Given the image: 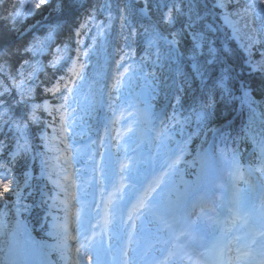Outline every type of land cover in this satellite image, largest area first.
<instances>
[{"label":"trees","instance_id":"1","mask_svg":"<svg viewBox=\"0 0 264 264\" xmlns=\"http://www.w3.org/2000/svg\"><path fill=\"white\" fill-rule=\"evenodd\" d=\"M38 2L39 0L32 1L31 6ZM56 2L57 0H50V6L44 5L40 9H34L28 16L14 15L21 8L27 12L28 6L25 2L23 3V0H5L0 6V36H3L0 44L5 46L0 48V51L4 52L3 57H0V66L4 67L6 73L0 74V84L6 83L9 77H13L18 70H22L24 73L22 86L25 89L29 86L33 88L26 97L28 105L11 103L13 98H20L15 88V85L21 84V78L18 76L10 98L7 97V93H4L5 101L11 105L8 118H21L22 114L29 112V106L32 103L43 104L47 101L49 105L47 110L44 108L36 110L35 115L41 121L39 124L25 120L27 127L23 134L5 128L3 131L6 135L2 134L1 138L2 140L3 136L7 137L3 140L5 147L15 140L12 150H19L22 159L11 168L3 169L9 174L2 182L0 191L4 192L3 198L0 199V216L3 219L8 214L17 216L14 227L25 223L29 233L38 239L34 240L35 248L44 237L45 227L41 219L46 194L43 192H49L62 179L61 171L56 169L68 155L65 147L70 143L65 142L71 139L68 134L69 126L83 125L84 134L87 135L92 132L95 124L94 118L80 107L77 109L81 114L83 113L81 118H77L71 111L64 116L60 114L66 104L61 94L50 96L44 91L45 88L50 87L52 80L58 74L68 66H72L71 70L79 69L72 91L66 90L63 95L67 97L71 95L75 99L77 95L84 96L86 95L84 93H88L96 99L102 91L106 70L110 63L116 67L117 63L126 62L131 72L129 93L133 94L131 91L137 88L139 82L144 81L152 89L151 99L156 106L162 102L169 91L173 77L179 87L175 89V100L178 99L177 106L180 107L178 114L181 116L192 115L193 110L198 109L202 104V97L212 88L211 79L206 78L202 83L199 77L193 78L191 61L187 59L189 55L187 50L190 47L189 37H178L180 40L178 49L184 53L185 57L178 64L174 56L169 58V46L163 41H156L153 36L155 31L171 39L169 33L179 31L186 17H177L176 21L170 25L163 22L158 24L161 15L168 9L163 5L167 3L171 8L174 2L178 8L182 7L186 12L189 0H183V3L181 0H159L160 9L157 10L153 6L152 11L146 14L139 12L143 0H64L62 8H57ZM240 2L244 4L246 0H240ZM125 4L130 5L128 12H122ZM200 4V14L205 18L201 22V27L207 24L213 29H218L210 33L212 39L216 41V46L229 48L233 52L227 61L233 69L229 87L233 95L237 97L225 104L216 99L214 114L204 123L217 125L231 118V129L222 132L216 140L219 147L226 148L228 139L234 133L233 127L239 125L238 119L242 118L241 124L254 120V132H249L247 135L248 146L254 149L259 148L261 133L264 131V74L252 71L244 65L245 52L241 39L236 38L233 31L223 24L222 20L219 22V10H212V0H208L207 7L203 6L204 0H200ZM105 5L108 7H104ZM122 16L125 18H121ZM13 24L16 31H6ZM81 25L85 27L81 28ZM26 27H31L45 35L50 28H55L50 38L53 41L44 47L42 54L33 57L31 53H25V48L32 44L25 43L23 40L24 37L29 38L22 33ZM77 32L80 35H77ZM248 32V29H244L241 35H246ZM257 39L264 40V36H259ZM258 47L259 45H254L252 48L254 61L261 60V57L256 54ZM8 48L11 49L10 52ZM85 52L88 55H85ZM64 55L68 56L64 57ZM69 58L71 60H67ZM24 61H30L33 65L39 62V70L36 71L34 81L27 79L34 71L33 67L26 66L21 69ZM54 63L55 67L52 66ZM181 72L185 75H181ZM219 74L220 67L217 65L209 73V77L214 79ZM242 84L248 87L249 96L255 101L251 106L255 110L254 117L249 107L244 108V105L240 107L239 117L234 116L237 100L242 95V91L240 92ZM216 92L219 93V91ZM112 103L114 101L107 97V106L111 107ZM4 106L0 105V109ZM88 116L92 119H88ZM234 117H236L235 120H233ZM79 138L80 136L76 139ZM62 143L65 144L62 145ZM4 154H9V150H6ZM46 161L50 162L46 163ZM15 177H17L16 181H12ZM51 177L55 179V182L50 181ZM17 193H19V199Z\"/></svg>","mask_w":264,"mask_h":264},{"label":"snow or ice","instance_id":"2","mask_svg":"<svg viewBox=\"0 0 264 264\" xmlns=\"http://www.w3.org/2000/svg\"><path fill=\"white\" fill-rule=\"evenodd\" d=\"M63 2L64 0H57L56 7L62 8ZM181 3H183V0H181ZM207 4L208 0H204L203 6L207 7ZM44 5L50 6V0H39L38 3H35L34 5L28 7L27 12H24L23 8H21V10L15 12L14 15L28 16L32 14L34 9H40ZM153 6H155L156 9L159 10L161 7L159 0H143V3L139 8V12L141 14L151 12ZM104 7L107 8L108 5H105ZM163 7L169 8V5L165 3ZM129 8L130 5L125 4L122 12H128ZM211 8L212 10H219V14L223 18L224 22L232 27L234 36L236 38L241 39L242 48L245 52L244 65H246L252 71H258L261 74H264V40L257 39V37L259 36H264V0H246L244 4H241L240 0H212ZM200 9V0H189L186 12L182 7L178 8L176 3L173 2L170 11L162 14L157 23L159 24L163 22L166 25H170L176 21L177 17H186V19L182 22L181 29L177 32H170L169 36L172 37L171 39H169L168 36L161 35L158 32H153V36L156 41H163L164 44L169 46V58L171 59L174 56L178 64L181 60L185 58L184 53H181L178 49V45L180 43L178 37H189L190 47L187 50L189 54L187 59L191 61L190 67L192 69L193 78L199 77L202 83L205 81L206 78L211 79L212 88L209 90L205 101L199 106L198 109H194L192 113V116L195 117L198 128L202 127L204 122L207 121L214 114L213 110L217 104L216 91H219L221 100L225 102L237 99V97L233 95L232 89L229 87V81L232 79L233 69L227 61L230 59L233 52L229 48L216 46V41L212 39L210 33H212L213 31H218V29H213L210 25L207 24H204L201 27V22L205 18L201 16ZM229 9L232 10L230 11ZM121 18L125 17L122 16ZM241 21H243V28L249 30L246 35H241L242 29L238 27ZM83 27H85V25H81V28ZM54 30V27L49 29V36L45 38V41H40L38 38H34V42L29 47L25 48V53H31L33 57L42 54L43 49L46 46V40L51 38V32ZM6 31H16L15 25L13 24ZM77 35H80V33L77 32ZM2 39L3 36H0V40ZM254 45H259V47L256 49V54L261 57V60L259 61H254L252 59V48ZM4 47L5 46L3 44H0V48ZM7 50L9 52L11 51L10 48H8ZM3 55L4 52L0 51V57H3ZM85 55H88V53L85 52ZM38 64V61L35 65H33L30 61H24V63L21 65V69L26 66L33 67L34 69V71L27 77L28 80L34 81L36 71L39 70ZM217 65H219L220 67V74L218 76H215L214 79H212L211 77H209V73L213 71ZM52 66L55 67V63ZM121 67H123V64L117 65V69ZM128 71V68H124V72L120 73V75L123 76ZM0 74H6L3 66H0ZM180 74L185 75L183 72H181ZM16 75L21 78V84L15 85V88L17 90L16 94L20 96V99L17 100L13 98L11 103L17 105H28V99H26V97L29 96V94L33 91V88L29 86L27 89H25L22 86L24 84V73L22 70L18 71ZM10 78L15 81L14 76ZM186 79L187 77L185 76V80ZM205 86L207 87V85ZM241 88L242 95L238 99L241 101L242 105H248L252 113V117H254L255 110L252 109L251 106L253 103H255V101H253L249 96V89L246 85L242 84ZM67 90L69 92L72 91L71 89ZM44 91L52 92L55 94L57 92H60V88L59 86L53 88H45ZM4 92L10 94L9 88L5 87ZM61 96L66 102L68 97L64 96L63 93H61ZM0 105H5L6 112L10 110L11 105L5 101L4 94H0ZM61 107H63V105ZM40 108H44L47 110L49 108L48 102L45 101L43 104L32 103L30 105V110L28 113L22 114L21 118L18 120L13 119L5 121L4 124L9 127H14L18 133L23 134L24 129L27 127V123L25 122V120L36 124H39L41 122L40 118L35 115L36 110ZM49 114L51 115V112H49ZM173 119H175V116H173ZM191 122L192 121L190 117H185L184 123ZM253 123L254 120H250L249 125H247L245 129L242 130L244 132L245 137H247L249 132H254ZM0 134L6 135L3 131V127H0ZM253 138H255V136H253ZM4 147V142L0 141V149ZM260 150L262 153L261 170L264 171V131H262L261 133ZM178 152L179 155L173 153L175 159H170V163L167 165L169 169L180 162V156L183 155L184 147H180L178 149ZM233 162L238 173L240 171V167L238 163L235 162L234 158ZM201 163L202 171L205 165H210L211 161L210 159H207V153L202 155ZM0 167H6V165H0ZM166 176L167 173H161V176L157 177L153 181V183L156 186H160L164 182ZM150 190L154 191L155 189L151 188ZM3 196L4 192H0V199H2ZM17 196L19 199V193H17ZM140 207H144V204L141 203ZM77 251H79V249ZM261 264H264V261H261Z\"/></svg>","mask_w":264,"mask_h":264},{"label":"rangeland","instance_id":"3","mask_svg":"<svg viewBox=\"0 0 264 264\" xmlns=\"http://www.w3.org/2000/svg\"><path fill=\"white\" fill-rule=\"evenodd\" d=\"M183 154H184V152H183ZM233 158L235 159V162L237 163L238 162L237 158L236 157H233ZM207 159H210L211 163H210V165H205L203 171H202V164L199 165L200 167H196L195 168L196 173L200 172L202 174V177H203L202 178V180H203L202 183H204L205 186L208 183L216 184L215 177H217V176L219 178H221L222 180L227 181V179H229L231 177V175L234 174L235 168L233 167V165H234L233 159H232V162H230L229 160H226V162H222L215 155V159L218 162L220 168H216V166L214 165V162L212 161V157L211 156H210V158H207ZM200 168H201V170H200ZM184 174H185V172H183V175ZM161 185L163 186L164 184L162 183ZM166 185H167V183H166ZM227 186L230 187L229 183H227ZM156 188L158 189V187H156ZM185 188H186V186H184L181 189L180 195L184 193ZM254 188H255V192H257V193L260 192V191L256 190V187H254ZM229 190L231 191V193H234L236 191V189H230V188H229ZM204 192H205V190H204ZM157 196L160 197L159 194ZM251 196H252L251 197V200H252L253 199V192H251ZM262 201H264V200H262ZM231 203L233 204V209L238 210L240 212L241 211L242 212L249 211V210L255 211V208H256L255 206H254V208L251 207L250 203L245 205V206L239 205L238 201H237V199L235 197V194L231 196ZM110 210H111V207H110ZM78 214H80V211H78ZM145 217H147V213H145L144 211L138 212V215H137L136 219L131 217L128 220L127 225H126L127 228L129 229V231H130V228L131 229H136L138 231L136 233V235H137V234H139L141 232V229L143 227H147V226L151 227L152 222L149 219L145 218ZM112 221H113V219L111 217V219H109V221H108L109 225H111ZM52 222H53L52 226L56 225L58 223V221L56 219H53ZM194 226H195V224H192V228L193 229H194ZM71 228L74 229L73 226H71ZM113 235H115V230H111L110 238L108 240L109 244H113V241H114ZM141 241H142V239H141ZM137 244H138V239L130 241L129 248H127L128 250L125 251V256L126 257L131 255V253L135 251V249L137 247ZM145 246H146V248L154 249L155 250L154 255L157 253L158 246H156V245L154 246V245H150V244H145ZM20 256L21 255L18 254L17 252L11 253V260H10V262L8 264H15ZM96 256H97V253L95 251L92 254H87V255H81L80 253H77L76 258L70 260V264H97ZM34 257H35V261H34L33 264H57L56 261L54 259H52V258L46 259V257L42 258L39 255L38 256H34ZM140 261L137 262L134 259H131V261H129V264H139ZM171 263L172 262H170L168 260V261H166V262H164L162 264H171ZM29 264H31V263H29Z\"/></svg>","mask_w":264,"mask_h":264},{"label":"bare ground","instance_id":"4","mask_svg":"<svg viewBox=\"0 0 264 264\" xmlns=\"http://www.w3.org/2000/svg\"><path fill=\"white\" fill-rule=\"evenodd\" d=\"M221 18H222V17H221ZM22 33H24V35H28V37H29L28 39H27L26 37L23 38V40H24L25 43H29V42L33 43V42H34V38H38L40 41H45V38H47L45 34H43V33H39V32H37L36 30H34L33 28H31V27H26V28L23 30ZM50 41H53V40H52V39H48V40H46V42H48V43H49ZM67 56H68V55H64V57H67ZM69 57H72V56H69ZM67 60H71V59H67ZM71 68H72V66H68L67 69H65V70L62 71L61 73H63V74H65V75L69 76V75H71ZM145 114H146V113H145ZM123 118H124V117L121 116V115H118V116L115 118V120H116L117 122H118L119 120H122V121H123V124H121V134L126 133V132H128V131H130V130L132 129V127H133V123H134L133 119H134L135 117H130V118H129V119H131V123H128V122H127V119L124 120ZM88 119H92V117H89V116H88ZM135 124H137V122H135L134 125H135ZM106 125L108 126V125H110V123H107ZM99 127H100V129H101L102 132H105V131H106V130H105V125H102V126L100 125ZM150 129H151V136L147 139V141H148V143H150L153 147H155L156 144H157L158 135H157V133H155V131H154V125H151ZM53 130H54V129H53ZM148 132H149L148 129H142V130L139 131V133H138L137 135H138V137H142L143 134L148 133ZM148 134H149V133H148ZM108 139H111V140L115 141V140L117 139V137L114 136V135H112L111 133H108V132H107V136L104 138V140L106 141V140H108ZM65 143H71V139L67 140ZM65 143H62V145H64ZM124 149L130 151L131 154L134 155L135 158H137V156H136L137 150H136L134 147H131V148H127V147H125ZM21 152H22V151H21ZM252 152H253V151H252ZM32 153L34 154L35 152L33 151ZM254 153H255L256 156H261V157H262V155H261L258 151H257V152L254 151ZM170 155H171V157H172L173 159H175V156H173V152L170 153ZM148 158H149L150 160L153 159V157H151V156H149ZM78 160L81 161L80 159H78ZM49 162H50V161H46V163H49ZM59 166H60V167H57L56 170H59V171H65V170H66V167H64L63 163H61V165H59ZM59 171H57V172H59ZM96 172H97V174H95V177H94L95 180L99 179V180H101V181L107 182V174H105V172H104L103 170H101V169H97ZM17 177H18V176H17ZM17 177H15L14 179H12V181H16ZM50 181L55 182V179L51 177V178H50ZM86 185H87V186L79 185L80 190H82V191H86L88 188L93 187V185H92V183H91L90 181H86ZM100 194H101V195H104V191H103V188H102V187L100 188ZM222 197H223V198H228L229 196H228L227 193L224 192V193L222 194ZM79 199H82V198H79ZM92 200H93V202H95V198H92ZM105 205H106V207H107V204H105ZM180 209H182V208H180ZM220 210H221V204L218 206V212H220ZM172 211H176V210H175V209H172ZM16 218H17V216L12 215V214H8V215H5V217H4V219H3V222L6 224V226H11V227H12V226L14 225V220H15ZM145 218L153 220V219L151 218V216H149V215H147V217H145ZM262 218H263V219H261V220L259 221L258 225H257V228H258V230H259V234H258V235H259V237H260L261 239L264 238V213H262ZM93 222H95V220H94ZM152 222H153V221H152ZM231 222H232V221H231ZM232 224H233V223H232ZM206 227H207V226H206ZM209 227H213V224L210 223V224H209ZM229 231H230V233H232V235H239V232L236 231V230L233 229V228H230ZM137 232H138V231H137L136 229H131V228H130V234H131V235H135ZM92 236H93V235H92ZM83 238H87V237L83 236ZM245 239H246V238L242 237L241 244H244L243 241H244ZM88 240H89V238H88ZM144 243H145V242H144ZM123 246H125L126 248H129V243L127 242V240L123 241ZM126 248H125V249H126ZM149 250H150L149 257H147V259H146L144 262H149V264H157V262H151L153 259H151V260L149 261V258L153 256V249L149 248ZM130 256H132V257H136V255H135L134 252H132ZM118 258L121 259V258H122L121 255H119ZM118 264H123L122 260H121V261L119 260V261H118Z\"/></svg>","mask_w":264,"mask_h":264}]
</instances>
